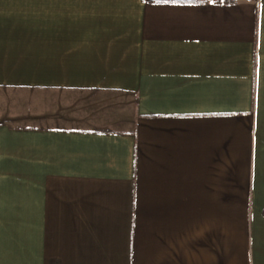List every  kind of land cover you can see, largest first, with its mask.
Returning a JSON list of instances; mask_svg holds the SVG:
<instances>
[{"label": "crops", "instance_id": "1", "mask_svg": "<svg viewBox=\"0 0 264 264\" xmlns=\"http://www.w3.org/2000/svg\"><path fill=\"white\" fill-rule=\"evenodd\" d=\"M0 92V264H264V0H0Z\"/></svg>", "mask_w": 264, "mask_h": 264}, {"label": "rangeland", "instance_id": "2", "mask_svg": "<svg viewBox=\"0 0 264 264\" xmlns=\"http://www.w3.org/2000/svg\"><path fill=\"white\" fill-rule=\"evenodd\" d=\"M7 93H5V92H0V102H1V105H3V102H4V97H7V95H6ZM17 96H21L22 94L21 93H19V94H16ZM18 98V97H17ZM0 105V106H1ZM3 107V106H2ZM1 115V114H0Z\"/></svg>", "mask_w": 264, "mask_h": 264}]
</instances>
